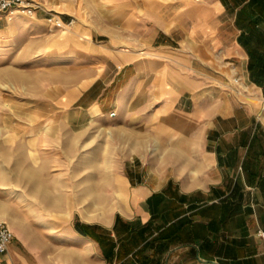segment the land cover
<instances>
[{
  "label": "crops",
  "instance_id": "crops-1",
  "mask_svg": "<svg viewBox=\"0 0 264 264\" xmlns=\"http://www.w3.org/2000/svg\"><path fill=\"white\" fill-rule=\"evenodd\" d=\"M30 1L31 15L0 14V58L23 46L81 60L85 76L55 82L61 105L136 115L151 126L137 137L157 142L114 179L117 208L103 219L39 189L0 264H264V0ZM107 180L87 173L71 201L106 202L95 187Z\"/></svg>",
  "mask_w": 264,
  "mask_h": 264
},
{
  "label": "rangeland",
  "instance_id": "rangeland-1",
  "mask_svg": "<svg viewBox=\"0 0 264 264\" xmlns=\"http://www.w3.org/2000/svg\"><path fill=\"white\" fill-rule=\"evenodd\" d=\"M25 53L21 46L14 56L0 58V221L11 231L22 227L24 214L29 215L31 208L37 211L42 204L36 196L41 188L47 195L63 189L69 207L74 204L87 219H103L117 208L114 179L129 172L127 163L136 157L152 160L150 151L157 139L137 137L151 126L142 127L136 115L121 122L117 116L86 117L68 110L58 101L55 82L60 78L66 87L85 76L81 60L27 57ZM3 70L26 74L27 82L6 80ZM87 173L93 174L96 184L103 176L108 178V184L95 185L97 195L108 200L91 208L87 201L78 205L71 201L72 194L87 191L88 186L80 183Z\"/></svg>",
  "mask_w": 264,
  "mask_h": 264
},
{
  "label": "built area",
  "instance_id": "built-area-1",
  "mask_svg": "<svg viewBox=\"0 0 264 264\" xmlns=\"http://www.w3.org/2000/svg\"><path fill=\"white\" fill-rule=\"evenodd\" d=\"M34 11V4L30 0H0V14L7 19H11L17 14L31 15ZM47 21L53 23L56 27H61V21L54 15H49ZM72 20L68 22L70 24ZM238 79L233 78V83ZM113 115V114H111ZM256 236L264 244V229L257 228ZM13 237V233L4 221H0V253L7 251V246Z\"/></svg>",
  "mask_w": 264,
  "mask_h": 264
}]
</instances>
